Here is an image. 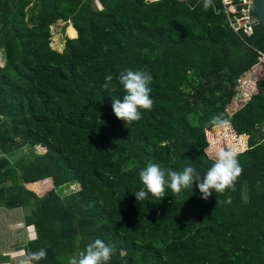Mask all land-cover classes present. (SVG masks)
<instances>
[{
  "label": "trees",
  "instance_id": "16d2710c",
  "mask_svg": "<svg viewBox=\"0 0 264 264\" xmlns=\"http://www.w3.org/2000/svg\"><path fill=\"white\" fill-rule=\"evenodd\" d=\"M58 22L62 50L51 45ZM0 53V207L24 210L34 233L24 249L47 252L39 264H68L97 238L114 246L109 264H264L258 22L250 35L233 30L221 0L207 10L203 0H0ZM126 68L152 76L154 103L125 124L111 107L122 89L102 84ZM247 71V100L235 107ZM218 114L235 149L247 135L234 188L202 200L194 184L137 202L149 160L203 178ZM72 181L78 188L62 192Z\"/></svg>",
  "mask_w": 264,
  "mask_h": 264
},
{
  "label": "clouds",
  "instance_id": "9594fccd",
  "mask_svg": "<svg viewBox=\"0 0 264 264\" xmlns=\"http://www.w3.org/2000/svg\"><path fill=\"white\" fill-rule=\"evenodd\" d=\"M255 2V0H254ZM212 5V0H203V7L207 10ZM255 12V11H254ZM258 22V21H257ZM4 66L3 54L0 53V67ZM108 74L104 77L102 87L107 90L110 87L115 90L117 84L122 89V98H112V112L118 120L132 123L141 119L142 111H150L153 107L151 98L152 76L146 70L124 69L115 77ZM210 123L216 128H224L229 121L222 115H215ZM235 150L221 149L215 153L214 163L209 167L203 178L196 170L188 165L181 171L171 168H162L157 162L149 160L139 172V179L143 187L134 196L137 202L152 198L161 200L165 197L166 189H170L175 195H179L184 189H191L195 184L202 200H207L213 193H223L234 188L235 182L242 173V168L237 159ZM114 246L97 238L90 242L84 250L71 256L68 264H109L114 254ZM26 259L22 264H39L47 256L45 249L36 251L24 250Z\"/></svg>",
  "mask_w": 264,
  "mask_h": 264
},
{
  "label": "rangeland",
  "instance_id": "374dc122",
  "mask_svg": "<svg viewBox=\"0 0 264 264\" xmlns=\"http://www.w3.org/2000/svg\"><path fill=\"white\" fill-rule=\"evenodd\" d=\"M95 5L99 8V4L97 2H95ZM64 24L61 23H56L55 25H53L51 27V31H52V42L51 45L57 49L58 47V43L64 42L65 37L67 36L66 31L63 29ZM233 99L235 100V98L233 97ZM232 136L234 137V139L236 138V134L233 132V130L231 129L230 126H226L224 128H216L214 131L213 130H209L207 131V139L210 142V147L211 150L213 151V153L215 154L217 151L224 149V150H235L237 151H242L246 148V141H247V135H243L244 136V140H245V147L241 148V149H235L233 145H230V143H228V136ZM27 147H23L22 151L26 150ZM36 152L37 153H43V151H45V147L41 146V145H36L35 146ZM79 186V183L77 181H72L70 183H68L66 186H62L60 189L62 192H68V191H73L75 189H77ZM9 210V209H8ZM3 212H7L9 214H12V216H16L19 215V211L17 209L15 210H9V212L7 211V208H1L0 207V213ZM9 216V215H8ZM8 216H6L5 214L0 216V239H6L7 237H9L12 233L14 234V232H10L7 228V220H8ZM2 224L3 229H2ZM9 235V236H8Z\"/></svg>",
  "mask_w": 264,
  "mask_h": 264
},
{
  "label": "built area",
  "instance_id": "2783aa9c",
  "mask_svg": "<svg viewBox=\"0 0 264 264\" xmlns=\"http://www.w3.org/2000/svg\"><path fill=\"white\" fill-rule=\"evenodd\" d=\"M228 22L233 30H241L247 35L253 31V26L257 23L254 0H221ZM239 4L241 5L240 7ZM264 62V56L262 57ZM252 71L244 72L236 78L234 85L235 107H240L247 100L246 88Z\"/></svg>",
  "mask_w": 264,
  "mask_h": 264
},
{
  "label": "crops",
  "instance_id": "0c3cea01",
  "mask_svg": "<svg viewBox=\"0 0 264 264\" xmlns=\"http://www.w3.org/2000/svg\"><path fill=\"white\" fill-rule=\"evenodd\" d=\"M63 24L62 22H59ZM71 25V24H70ZM72 26V25H71ZM67 30V27L65 31ZM63 44L62 42L58 43V50H62ZM255 89V84H254ZM17 209L19 211V215L12 216L9 210ZM7 212L0 213V216L5 214L8 216L7 225L8 230L12 233L6 239H0V264H22V261L26 259L24 256V246L26 243L34 238V233L31 228L24 224V210L21 207L7 208ZM2 224V229H3ZM1 228V225H0Z\"/></svg>",
  "mask_w": 264,
  "mask_h": 264
},
{
  "label": "water",
  "instance_id": "95a60500",
  "mask_svg": "<svg viewBox=\"0 0 264 264\" xmlns=\"http://www.w3.org/2000/svg\"><path fill=\"white\" fill-rule=\"evenodd\" d=\"M255 12L257 21L264 30V0H255Z\"/></svg>",
  "mask_w": 264,
  "mask_h": 264
}]
</instances>
